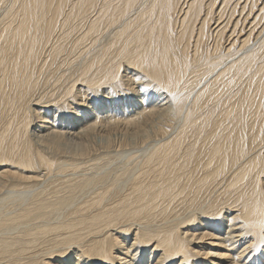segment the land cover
<instances>
[{
	"label": "bare ground",
	"instance_id": "1",
	"mask_svg": "<svg viewBox=\"0 0 264 264\" xmlns=\"http://www.w3.org/2000/svg\"><path fill=\"white\" fill-rule=\"evenodd\" d=\"M0 264H264V0H0Z\"/></svg>",
	"mask_w": 264,
	"mask_h": 264
}]
</instances>
